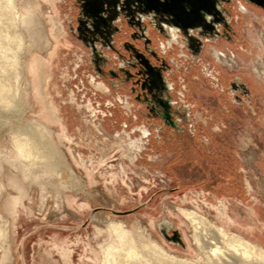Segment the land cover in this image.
Returning a JSON list of instances; mask_svg holds the SVG:
<instances>
[{"label":"rangeland","instance_id":"1","mask_svg":"<svg viewBox=\"0 0 264 264\" xmlns=\"http://www.w3.org/2000/svg\"><path fill=\"white\" fill-rule=\"evenodd\" d=\"M63 12L58 0H0V264H245L198 248L192 224L172 206L264 251V112L241 125L245 135L215 138L212 158L193 141L180 155L174 142L160 156L132 151L121 125L129 122L117 106L101 105L112 110L100 119L101 134L88 124L93 109L79 90L92 102L114 95L88 84L84 63L74 78L78 56L86 54L64 34ZM245 32L243 71L262 84L264 109V22ZM31 128L44 142L25 152L18 148ZM91 191L96 202L86 199ZM96 214L119 221L129 240ZM163 219L184 247L159 233ZM247 253L246 264H256L254 248Z\"/></svg>","mask_w":264,"mask_h":264},{"label":"flooded vegetation","instance_id":"2","mask_svg":"<svg viewBox=\"0 0 264 264\" xmlns=\"http://www.w3.org/2000/svg\"><path fill=\"white\" fill-rule=\"evenodd\" d=\"M58 5L64 34L86 54L85 60L78 56L74 78L84 63L88 84L114 95L92 102L79 90L93 109L88 124L97 133L104 129L100 119L112 117L101 105L117 106L129 122L121 125L132 151L160 156L174 142V154L180 155L193 141L212 158L215 138L245 135L241 125L247 118L260 121L262 84L244 73L241 56L249 52L245 29L264 22V0L185 2L181 12L132 0H58ZM157 225L165 239L175 241L166 220Z\"/></svg>","mask_w":264,"mask_h":264},{"label":"bare ground","instance_id":"3","mask_svg":"<svg viewBox=\"0 0 264 264\" xmlns=\"http://www.w3.org/2000/svg\"><path fill=\"white\" fill-rule=\"evenodd\" d=\"M39 135L40 134H39V131H37V129L36 130L34 128L28 129L26 136H25L26 140H24L25 142L23 141L22 143H20V147L18 149H20V150L21 149L22 150L27 149V151H29V148H30V150L31 149L33 150V148H34L37 150L38 148H36V147H39V145L43 141V140H41ZM44 145H45V143H44ZM36 150L34 151L35 152L34 154H36ZM27 151L25 150V152H27ZM44 158H46V157H44ZM59 175L62 176L64 178V180L71 179L73 177L70 173L59 172ZM86 199L90 200L91 202H96L98 200L97 191H91L86 196ZM179 212L186 219H188V221L192 224V226H193L192 227L193 228L192 236H193L194 243L198 248L203 249L205 252H208L210 250L211 253H215L218 250L219 251L218 253L221 255H228V256H232V257H234L236 255V257L241 258L245 264L247 262V257L249 256V254L247 253L248 248L249 249L254 248L256 255H254L253 261L256 262V264H264V251L262 248L257 247L258 245L256 246V245L250 243L249 241H246V240H243L241 238H237V237H234L233 235L231 236V235L225 233L224 231L218 229L210 220H207L202 215H200L194 211H191L190 209L179 208ZM93 219H95V221L97 220V221L103 222L107 227H109L112 231H114V233H116V235L119 236V239L121 238V240L122 239L127 240L129 237H131L129 235V232L125 231L121 227L120 222L117 220H114V219L109 218L106 215H102V214L94 215ZM132 251H133V249H132ZM129 254H131V253H129ZM169 259H167V260H169ZM174 261L178 262V260H174ZM172 262H173V260H172ZM146 264H147V262H146Z\"/></svg>","mask_w":264,"mask_h":264},{"label":"water","instance_id":"4","mask_svg":"<svg viewBox=\"0 0 264 264\" xmlns=\"http://www.w3.org/2000/svg\"><path fill=\"white\" fill-rule=\"evenodd\" d=\"M209 0H132V2L135 4H145L149 7L155 8L157 5L162 6L166 10H178L179 12L182 11V9L185 6V2H189L193 5H198L201 2H208ZM116 213H124L126 211H114ZM165 221L164 219L161 221ZM160 222V224H161ZM172 237L175 239V243L179 244L181 247H184L185 244L183 243L181 239V234L178 229L172 228Z\"/></svg>","mask_w":264,"mask_h":264}]
</instances>
